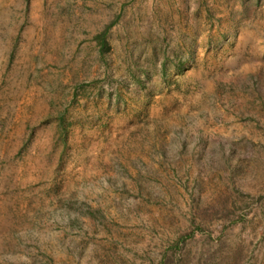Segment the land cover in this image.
I'll return each mask as SVG.
<instances>
[{
  "label": "rangeland",
  "instance_id": "rangeland-1",
  "mask_svg": "<svg viewBox=\"0 0 264 264\" xmlns=\"http://www.w3.org/2000/svg\"><path fill=\"white\" fill-rule=\"evenodd\" d=\"M0 264H264V0H0Z\"/></svg>",
  "mask_w": 264,
  "mask_h": 264
}]
</instances>
